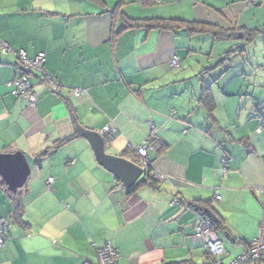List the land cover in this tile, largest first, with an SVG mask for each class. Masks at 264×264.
Listing matches in <instances>:
<instances>
[{"label":"crops","instance_id":"crops-1","mask_svg":"<svg viewBox=\"0 0 264 264\" xmlns=\"http://www.w3.org/2000/svg\"><path fill=\"white\" fill-rule=\"evenodd\" d=\"M127 18L192 21L197 31L125 28ZM0 39L28 56L44 51V71L59 84L54 92L34 72L35 103L13 96L5 82L15 58L0 50V152L21 151L30 164L16 193L0 184V264H95L107 241L119 264H210L193 237L198 201L222 222L224 256L255 237L264 127L251 114L264 101V0H0ZM198 70L205 81L176 96ZM75 121L99 132L110 125L111 154L135 159L129 146L149 143L147 158L165 178L153 187L140 176L126 189L75 134Z\"/></svg>","mask_w":264,"mask_h":264},{"label":"built area","instance_id":"built-area-1","mask_svg":"<svg viewBox=\"0 0 264 264\" xmlns=\"http://www.w3.org/2000/svg\"><path fill=\"white\" fill-rule=\"evenodd\" d=\"M156 2H161L164 0H152ZM0 50L3 55L12 54L15 58L12 64L14 70V76L5 82V87L7 91L13 96L21 97L26 99L31 104L36 101V92L34 91L33 84L29 79V76L37 72L41 77L42 81L47 83L49 88L57 92L59 84L51 78L50 75L46 74L44 71L45 62V52L39 51L34 56H28L25 50L19 49L14 50L7 42L0 39ZM170 65L173 68L179 67V60L177 56H173ZM72 92L74 95L83 94L84 90L80 88H73ZM251 116L258 120V129L264 127V101L260 102L257 108L253 110ZM110 125H106L101 133L105 135L107 139H112L113 136L111 132ZM148 143L140 145L137 147L129 146L133 152H135L138 161L137 163L143 169V174L141 175L146 179H153L155 181H161L165 178V175L154 169L149 162L147 155ZM224 163V160L223 162ZM52 181V178L48 179V183ZM264 193V187L260 189ZM217 199L220 195L216 194ZM178 200L173 199V203ZM192 209L196 213V222L194 224V234L193 237L196 240H201L206 246L207 254L210 258V264H224L222 257L225 254V248L221 238L218 235V229L207 216L204 210L197 209L196 207ZM0 229L3 232L6 226L1 222ZM4 237L0 233V245L3 243ZM120 255L117 248L112 244V242L107 241L103 245L99 246L96 250V263L95 264H119ZM78 264H91L87 260H83ZM229 264H264V215L260 219L257 233L255 237L244 245L243 251L236 256L235 259L231 260Z\"/></svg>","mask_w":264,"mask_h":264},{"label":"water","instance_id":"water-1","mask_svg":"<svg viewBox=\"0 0 264 264\" xmlns=\"http://www.w3.org/2000/svg\"><path fill=\"white\" fill-rule=\"evenodd\" d=\"M241 37L242 34H239ZM75 134L85 137L99 164L111 171L126 189H131L139 181L143 169L127 155L111 154L105 151L106 143L112 141L97 130H92L75 121ZM30 174V164L21 151L0 152V177L12 193L21 188ZM207 217L215 223L217 218L209 208L205 209Z\"/></svg>","mask_w":264,"mask_h":264},{"label":"trees","instance_id":"trees-1","mask_svg":"<svg viewBox=\"0 0 264 264\" xmlns=\"http://www.w3.org/2000/svg\"><path fill=\"white\" fill-rule=\"evenodd\" d=\"M95 2H98V3H101V0H93ZM177 23V24H176ZM145 25L146 27H150V28H154V27H157V26H164V27H183L185 26L186 27V30H189L190 32L191 31H197L195 28L197 27L196 24L192 21H186V20H181V19H165V20H153L152 23L148 24V23H143L141 21H139L138 19H129L127 18L126 21H125V24H124V27L125 28H133V27H140V26H143ZM219 32V31H218ZM221 35H228V34H225V32L221 31L219 32ZM251 33V32H250ZM249 33V34H250ZM218 33H216V31L213 33V35H217ZM251 35V34H250ZM200 100L203 102V104L207 107V109H209L210 111L213 109V99H212V96H211V92L209 90L208 87H204L202 89V93H201V97H200ZM69 138H66L64 140H61L60 142L56 143V146L60 145L61 143L67 141ZM149 142H154V145H156L157 147H162L163 144L161 143H158V142H155L154 140H152V137H150L148 139ZM152 142V143H153ZM128 150L132 151L131 149L128 148ZM48 152V149H45L41 155H45L46 153ZM136 155V154H135ZM137 158V156H136ZM133 159L135 161H138V158L137 159ZM149 160V159H148ZM149 162L151 163V161L149 160ZM149 183L151 186L153 187H156V185H158V181H155L153 179H146V178H142V180L140 181V183ZM0 184L7 187L6 184L4 183V181L0 178ZM191 206L193 208H197V209H202L205 211V209L208 208L209 204L208 202H194V203H191ZM19 207H15V210H14V213L12 214V217L15 221H19ZM1 222H3L6 226V223L1 220ZM215 225L218 229L222 230L223 229V225H222V222L221 220H217L215 222Z\"/></svg>","mask_w":264,"mask_h":264},{"label":"rangeland","instance_id":"rangeland-1","mask_svg":"<svg viewBox=\"0 0 264 264\" xmlns=\"http://www.w3.org/2000/svg\"><path fill=\"white\" fill-rule=\"evenodd\" d=\"M217 53V52H216ZM215 54L213 53L212 54V56L208 59L209 60V62L208 63H211V64H215V59H216V57L214 56ZM213 66V65H212ZM176 69H178V68H173L172 67V70H176ZM215 69V68H214ZM199 71L200 70H198V71H196V72H194V71H191V72H188V74H187V79L185 80V81H181V83H180V87H179V93L176 95V96H191V95H189L188 93H190L189 92V90L188 89H185V87H186V84L188 85V86H190V88L191 87H194L195 88V86H196V84H199L200 83V80L201 79H203L204 81H205V78H207V75H203V77H201V75L199 74ZM204 84V83H203ZM198 87V86H197ZM199 95V94H198ZM197 95V96H198ZM151 132H153V131H151ZM148 147H149V143H148ZM148 149V148H147ZM146 157H147V155H146ZM130 159H133V158H130ZM135 161V160H134ZM137 162V161H136ZM206 213V212H205ZM230 246V245H229ZM228 247V245L226 246V248ZM229 248V247H228ZM238 255V252L237 251H235V250H233V248H231V250H229V254L228 255H223V263L224 264H229V262L231 261V260H233V259H235L236 258V256Z\"/></svg>","mask_w":264,"mask_h":264}]
</instances>
